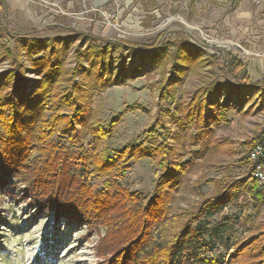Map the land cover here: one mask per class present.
Returning <instances> with one entry per match:
<instances>
[{"label": "rangeland", "instance_id": "obj_1", "mask_svg": "<svg viewBox=\"0 0 264 264\" xmlns=\"http://www.w3.org/2000/svg\"><path fill=\"white\" fill-rule=\"evenodd\" d=\"M13 1L23 2L27 8L22 16L17 15L19 11L8 12L6 19L0 11V74L13 67L10 54L4 53L6 49L18 52L28 39L70 37L68 53H63L64 75H71L72 83L87 95L91 119L110 132L103 140L105 146L111 151L152 147L149 151L156 155L131 160L118 180L122 187L148 199L152 196L160 173L157 144L162 139L174 147L176 157L193 162L174 193L170 204L173 215L193 210L205 198L219 194L226 184L241 178L245 169L239 162L244 156L243 145L256 138L259 141L264 131V0ZM25 18L27 26H23ZM158 37L165 43L197 47L199 62L191 64L179 79L175 75L172 78L167 58L152 69L143 63L141 52L118 44L123 41L150 46ZM167 49L166 56L173 50ZM104 50L106 53L101 52ZM13 56L30 86L38 77L31 71L27 56ZM232 58L241 66L231 75L224 69ZM77 59L81 65L76 68ZM91 59L106 67L105 77L116 79V83L100 92L91 91L81 72ZM131 69H135V77L128 74L123 78L128 73L124 71ZM224 83L230 90L216 89L208 99H201L205 106L213 105L222 120L207 124L195 141L189 138L195 129L185 137L177 136L180 129L173 117L181 121L203 88ZM161 87L176 89L174 98L161 101ZM111 123L113 127H109ZM163 124L167 127L165 137L159 129ZM88 127L76 126L84 135L76 150H89L92 136ZM23 189L14 177L0 188V264H99L108 257L100 252L103 228L92 230L65 219L55 221L49 209H37L24 200ZM237 203L224 209L223 214L240 219L237 244L247 245L264 231V203L258 207L242 200Z\"/></svg>", "mask_w": 264, "mask_h": 264}, {"label": "trees", "instance_id": "obj_2", "mask_svg": "<svg viewBox=\"0 0 264 264\" xmlns=\"http://www.w3.org/2000/svg\"><path fill=\"white\" fill-rule=\"evenodd\" d=\"M118 44L131 52H141L143 63L152 69L167 58L172 78L175 75L179 79L191 64L199 62V50L190 43H165L158 37L150 46L123 41ZM70 45V37L35 38L24 41L18 52L4 51L10 54L13 67L0 74V188L14 177L24 186V200L37 209H49L55 221L65 219L92 230L103 228L105 237L100 252L108 257L99 264H264V231L249 244L239 245L236 235L240 219L223 214L224 209L238 205L239 200L244 204L252 202L255 207L264 203L248 165L249 151L258 138L243 145L244 156L239 162L245 169L241 178L226 184L219 194L205 198L193 210L173 215L170 204L174 193L193 162L176 157L174 147L162 139L157 144L160 173L152 196L148 199L122 187L118 180L125 175L131 160L156 155L149 151L152 147L130 146L111 151L105 146L103 140L110 132L101 122L91 119L87 95L77 83H72L71 75H64L63 53H68ZM167 48L173 49L168 56ZM13 53H24L38 77L30 86L26 85ZM78 57L82 60L81 55ZM79 59L76 68L81 65ZM226 62L224 71L231 75L241 66L233 58ZM86 68L81 71L84 84L93 92L106 90L117 81L105 77L106 67L97 61H87ZM124 72H128L125 79L128 74L136 75L135 69ZM223 88L230 90L225 83L206 86L181 121L173 117L180 129L177 136L185 137L195 129L196 133L189 136L195 141L207 124L222 120L213 105L205 106L201 99H208L216 89ZM175 90L161 87L160 100L173 99ZM77 125L89 126V150H76L84 140ZM113 126L111 123L109 127ZM159 129L165 137L167 127L163 124ZM204 146L205 143L199 150L201 154Z\"/></svg>", "mask_w": 264, "mask_h": 264}, {"label": "built area", "instance_id": "obj_3", "mask_svg": "<svg viewBox=\"0 0 264 264\" xmlns=\"http://www.w3.org/2000/svg\"><path fill=\"white\" fill-rule=\"evenodd\" d=\"M248 162L251 164V177L264 196V131L255 146L249 151Z\"/></svg>", "mask_w": 264, "mask_h": 264}, {"label": "crops", "instance_id": "obj_4", "mask_svg": "<svg viewBox=\"0 0 264 264\" xmlns=\"http://www.w3.org/2000/svg\"><path fill=\"white\" fill-rule=\"evenodd\" d=\"M27 8V6L25 5V3L23 2H17V1H13V0H0V11H1V15L2 17H7L8 12L11 14H16L15 11H19L18 14H20L22 16V14L24 13L25 9ZM23 20V19H22ZM27 19L25 18L23 20L24 25L23 26H27L28 23H26Z\"/></svg>", "mask_w": 264, "mask_h": 264}]
</instances>
